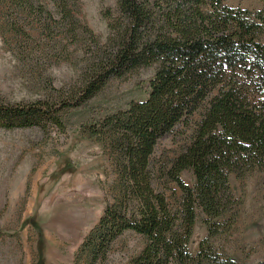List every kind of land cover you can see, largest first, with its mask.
Wrapping results in <instances>:
<instances>
[{"label":"trees","instance_id":"16d2710c","mask_svg":"<svg viewBox=\"0 0 264 264\" xmlns=\"http://www.w3.org/2000/svg\"><path fill=\"white\" fill-rule=\"evenodd\" d=\"M79 2L0 0L4 31L25 63L38 64L37 52L61 58L79 43L84 51L76 82L49 84L47 99L13 104L0 96L2 130L63 132L65 113L87 105L110 82L156 67L145 100L83 126L115 178L75 264H105L127 232L143 239L128 264H237L215 240L232 228L240 206L231 178L264 173V11L225 0H117L116 11L104 15L103 42L80 21ZM22 18L46 43L32 38ZM171 137L182 139L179 152L156 160L157 146ZM198 213L207 236L193 254Z\"/></svg>","mask_w":264,"mask_h":264},{"label":"rangeland","instance_id":"374dc122","mask_svg":"<svg viewBox=\"0 0 264 264\" xmlns=\"http://www.w3.org/2000/svg\"><path fill=\"white\" fill-rule=\"evenodd\" d=\"M79 1L80 21L104 42L108 36L104 15L116 11L117 0ZM225 3L232 8L264 11V0ZM49 8L56 17L55 8ZM4 15L0 10L3 99L13 104L33 103L47 99L49 84L60 89L76 82L83 66L81 43L70 46L61 58L55 55L57 51L51 56L37 52L32 58L39 62L30 66L20 59L13 38L4 31ZM20 22L34 40L46 43L32 30V24L23 18ZM155 71L156 67L140 69L125 79L110 82L87 105L65 113L63 132L37 127L0 129V264H75L85 237L106 210L111 199L108 188L115 178L101 148L84 137L83 126L126 110L134 101L145 100L148 81ZM181 140L164 139L156 148L155 159L173 158ZM181 177L194 185L191 173L184 172ZM231 190L240 206L234 225L215 240V246L237 264H258L264 259V173H252L244 180L232 177ZM196 221L189 247L193 254L199 241L207 236L201 213ZM142 248V237L127 232L114 244L105 264H128Z\"/></svg>","mask_w":264,"mask_h":264}]
</instances>
